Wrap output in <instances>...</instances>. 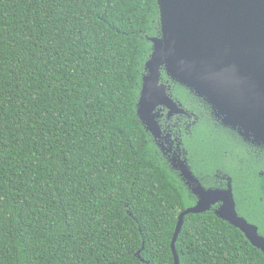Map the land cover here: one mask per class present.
<instances>
[{
	"label": "trees",
	"instance_id": "trees-1",
	"mask_svg": "<svg viewBox=\"0 0 264 264\" xmlns=\"http://www.w3.org/2000/svg\"><path fill=\"white\" fill-rule=\"evenodd\" d=\"M159 34L157 0H0V264H174L197 197L136 114ZM162 78L199 116L183 141L203 185L230 176L264 235V149ZM176 251L180 264H264L212 211L184 217Z\"/></svg>",
	"mask_w": 264,
	"mask_h": 264
},
{
	"label": "water",
	"instance_id": "water-1",
	"mask_svg": "<svg viewBox=\"0 0 264 264\" xmlns=\"http://www.w3.org/2000/svg\"><path fill=\"white\" fill-rule=\"evenodd\" d=\"M157 4L160 34L149 38L152 48L136 105L146 131L155 140L162 138L158 121L162 108L168 117L188 114L172 97L163 71L207 102L223 126L264 149V0H157ZM177 146L168 162L197 199L178 215L170 243L174 264H180L176 241L184 217L207 211L239 229L264 252V235L237 211L231 178L227 187L204 186Z\"/></svg>",
	"mask_w": 264,
	"mask_h": 264
},
{
	"label": "flooded vegetation",
	"instance_id": "flooded-vegetation-1",
	"mask_svg": "<svg viewBox=\"0 0 264 264\" xmlns=\"http://www.w3.org/2000/svg\"><path fill=\"white\" fill-rule=\"evenodd\" d=\"M164 82H165V80H164ZM198 120H199V116L197 114L191 113V112H188L187 115L174 114L171 117H168L167 116V109L162 108V110L160 111V117L158 118L159 124L161 126L162 131H163L162 138L155 140L152 137V140L158 149L159 148L163 149L164 154H165L164 157L166 158L167 161H168V159L171 160L172 156L176 155L174 153V151L176 148H178L177 144H179L180 148L182 149V156L181 157L183 159H185V158L187 159V164L190 166V169L192 170V172L196 175V177H198L202 181L203 179L200 178V175H202V174L200 173L199 176L197 174V171H199V168H198L199 166L197 163H194V169H193V167L190 163L191 161L187 156L186 147H185V144L183 141L184 135H187L190 138H193V132L191 131V129L193 128V126L196 125V122ZM182 131H184L183 134H182ZM168 133H170L171 137H168L166 139V134H168ZM171 140H173L174 142L172 143V147H169L168 143H170ZM178 142H180V143H178ZM194 142H196V141L194 140ZM200 169H201V167H200ZM216 177H218L221 181L219 184L215 183L216 186L227 187L228 182H230L229 181L230 176L218 174V175H216Z\"/></svg>",
	"mask_w": 264,
	"mask_h": 264
},
{
	"label": "rangeland",
	"instance_id": "rangeland-1",
	"mask_svg": "<svg viewBox=\"0 0 264 264\" xmlns=\"http://www.w3.org/2000/svg\"><path fill=\"white\" fill-rule=\"evenodd\" d=\"M207 128H208V127H206V125H204V126L202 127V129L199 131V134L201 135V137H204ZM258 162H259V159H256V158H255V159H253V161H252L251 163L257 164ZM204 179H205V180H208L207 177H204Z\"/></svg>",
	"mask_w": 264,
	"mask_h": 264
}]
</instances>
